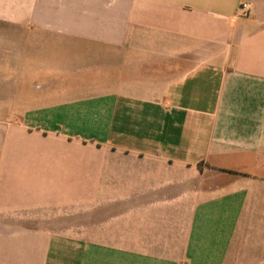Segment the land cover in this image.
Wrapping results in <instances>:
<instances>
[{"label":"crops","instance_id":"1","mask_svg":"<svg viewBox=\"0 0 264 264\" xmlns=\"http://www.w3.org/2000/svg\"><path fill=\"white\" fill-rule=\"evenodd\" d=\"M0 264H264V0H0Z\"/></svg>","mask_w":264,"mask_h":264},{"label":"built area","instance_id":"2","mask_svg":"<svg viewBox=\"0 0 264 264\" xmlns=\"http://www.w3.org/2000/svg\"><path fill=\"white\" fill-rule=\"evenodd\" d=\"M250 9V4L248 2H243L240 6V11L244 14L248 13Z\"/></svg>","mask_w":264,"mask_h":264}]
</instances>
